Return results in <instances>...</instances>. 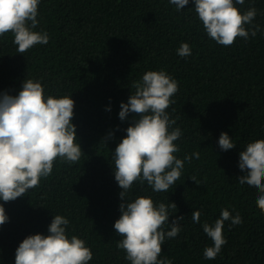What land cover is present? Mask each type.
<instances>
[{
  "label": "trees",
  "instance_id": "obj_1",
  "mask_svg": "<svg viewBox=\"0 0 264 264\" xmlns=\"http://www.w3.org/2000/svg\"><path fill=\"white\" fill-rule=\"evenodd\" d=\"M193 7L191 0L181 12L168 0H41L35 30L48 32L47 45L18 53L11 33L0 38V93L15 96L25 79H34L46 94L72 96V123L84 154L74 164L57 161L39 186L14 201H0L9 218L0 225V264H14L19 243L29 235H46L57 214L69 219L68 233L91 249L89 264H129L113 227L122 201L112 152L136 115L121 121L120 104L135 91L133 81L150 70H165L177 80L175 104L168 109L183 133L176 155L183 159L198 152L199 159L185 162L167 192L135 183L126 199L150 196L176 205L169 222L184 217L183 230L165 241L161 253L171 264H264L258 194L236 185L242 179L238 155L264 142V0L237 5L257 9L253 23L261 32L228 47L206 35ZM181 43L189 44L190 56L177 55ZM221 132L235 148L220 149ZM222 209L238 216L240 226L224 225L225 246L210 261L203 249L212 242L201 225L214 222ZM197 210L200 224L191 216Z\"/></svg>",
  "mask_w": 264,
  "mask_h": 264
},
{
  "label": "clouds",
  "instance_id": "obj_2",
  "mask_svg": "<svg viewBox=\"0 0 264 264\" xmlns=\"http://www.w3.org/2000/svg\"><path fill=\"white\" fill-rule=\"evenodd\" d=\"M191 2L204 32L219 45L228 47L237 38L247 41L261 32L260 25L253 23L257 9L237 7L244 5L245 0ZM248 2L254 4L255 0ZM40 3L41 0H0V38L11 33L18 53L49 42L47 31L35 30L39 25ZM168 3L181 12L190 0H168ZM191 53L188 43H181L177 49L180 57ZM132 88L135 91L127 103L120 104L118 115L121 121L129 113L136 115L125 129L126 136L112 152L114 179L122 201L120 217L113 225L121 237L117 247L124 250L129 264H171L161 257L162 246L166 240L179 236L184 217L169 222L171 209H176L174 203L154 202L150 196L128 200L126 194L135 183H146L153 192H167L180 179L185 162L199 159V153L186 154L183 159L176 155L180 151L176 142L183 133L180 127H174L176 119L168 111L175 104L173 97L179 89L175 78L165 70H150L133 81ZM73 116L72 96L46 94L39 80L25 79L15 96L0 93V201H14L39 186L43 178L52 174L57 161L74 164L81 159L84 154L72 123ZM218 146L228 151L236 144L227 133L221 132ZM237 171L242 179H237L236 185L258 194L255 203L264 214V142L251 144L238 155ZM191 216L193 222L201 223L199 210ZM8 219L0 203V225ZM226 223L231 230L240 226V219L230 217L229 211L222 209L214 222L205 221L201 225L212 242L203 249L205 259L215 260L225 246L222 233ZM69 224L64 215L53 216L46 235H29L19 243L14 264H89L93 253L84 239L68 233Z\"/></svg>",
  "mask_w": 264,
  "mask_h": 264
}]
</instances>
